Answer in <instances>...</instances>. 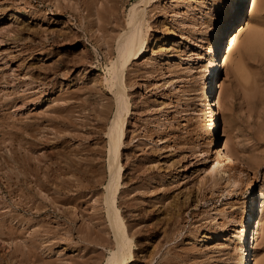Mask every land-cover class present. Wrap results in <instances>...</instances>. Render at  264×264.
Masks as SVG:
<instances>
[{
  "label": "rangeland",
  "instance_id": "374dc122",
  "mask_svg": "<svg viewBox=\"0 0 264 264\" xmlns=\"http://www.w3.org/2000/svg\"><path fill=\"white\" fill-rule=\"evenodd\" d=\"M136 1L0 0V222L15 216L17 229L13 242H0L3 257L14 243L35 251L34 264H101L107 257L98 232L111 238L104 232L101 195L108 180L106 131L114 107L104 78L115 58L117 24H125ZM228 1L158 0L148 8L150 48L125 79L132 113L121 163L124 187L134 193L123 199L128 204L120 211L133 224L142 220L133 228L140 236H134L132 264H238L237 238L228 249L223 245L233 227H220L224 219L214 213L225 207L237 219L252 189L260 197L264 39L246 46L239 37L223 69V101L213 106L223 142L238 159L229 172L248 163L253 187L241 184L211 194L201 183L202 166L194 154L208 149L209 135L204 128L209 117L197 105L204 80L195 58ZM190 5L194 11H188ZM249 13L247 7L240 19L242 32L251 26L264 37V3L259 0ZM236 63L242 66L240 78ZM144 180L148 184L142 188ZM168 203L176 206L169 220ZM204 233L208 238L197 241ZM216 241L222 244L218 249ZM258 252L261 259L262 232Z\"/></svg>",
  "mask_w": 264,
  "mask_h": 264
},
{
  "label": "bare ground",
  "instance_id": "6f19581e",
  "mask_svg": "<svg viewBox=\"0 0 264 264\" xmlns=\"http://www.w3.org/2000/svg\"><path fill=\"white\" fill-rule=\"evenodd\" d=\"M156 1L158 0H137L129 8L128 14L126 15L125 24L121 22L117 24L116 29H118L119 32L115 38V58L110 61V66L107 68L109 77L104 78V82L112 94V106L114 107V111L113 114H111L113 116H111V121L109 120L110 124L106 131L108 180L104 185L103 196L101 195L104 205L103 208L105 209L106 214V217L104 218H106L105 221H107L108 227H106V230L104 229V232L110 234L111 238H106L100 232H98L99 239L105 242L104 248L108 251V255L105 260H100L103 261L101 264H132L136 259L134 250V236H140V231H133V228L136 225H140L142 220L134 217L136 221H134L135 223L133 224L128 219H125V216H123L120 211L121 204L123 205V203H127L126 201L124 202L123 199H125L127 196L130 197V193H134L132 189L124 187V184L126 183L124 182L123 165L121 163L122 156L124 155L123 149L127 143L126 141L128 133L130 132L128 124L132 113L131 99H129V94L126 89L127 86L125 84V79L129 67L132 64H135V62H138L150 48L148 47L150 35L148 36L147 31H145L147 20L146 17L148 8H150ZM261 1L264 3V0ZM258 2L259 0H229L226 2L219 19L214 26V30L211 33L212 37L207 42L203 52L195 58L198 64H200V79L204 80L203 89L197 96V105L200 106V111L209 117L204 122V128L209 135L208 141L206 142L208 149L203 148L200 150H195L194 154L196 156L197 163L202 166L201 183H203L206 188L208 185V189H210L211 194L221 191H226V193H228L239 188L241 184L249 185L250 188L253 187V178L248 173L250 170V165L248 163L238 166L235 172H229V170H232L236 166L238 159L235 154L227 148V144L223 142V134L218 126L217 114L216 110L213 109V106L217 105L219 107L223 101V91L226 86V77L223 76V69L228 66L232 49L239 37L244 36L243 41L241 42L245 43L246 46L256 44L260 38L264 39L261 34H258V30H255V28L253 29V27L250 26L247 28V30H245V32H242L239 26L240 19L244 14V10L247 7H250L249 15L251 17ZM187 9L188 11L190 10V12L194 11L193 5L192 7L190 5ZM16 12L18 11L16 10ZM191 24L193 26L195 25L194 20H192ZM8 32H10V29ZM111 43L112 42H108V46ZM150 51L152 53L157 52L156 44L150 49ZM192 54L194 55V53ZM52 67H49L51 68V71ZM241 68L242 66L240 63H236L234 65L233 70L237 78L241 77ZM184 143L191 144L188 139H184ZM208 152L210 153V156L207 154ZM71 184L73 185V183ZM147 184L148 181L144 180L141 187L144 188L147 186ZM76 189L78 190V188ZM259 194L260 197L259 195L257 196V193H255L253 189L251 190L250 194L246 197V201L242 206L240 216L237 219L232 217V213L227 214L225 207L218 209L216 208L214 213L215 215L224 219L220 227L225 228V226L228 224L233 227L229 237L227 235L223 236V241L225 242L223 245L226 247V250L231 246L233 238H237L235 248L239 254L238 264H264V256L260 259L258 252L261 232L264 233V215L261 217L258 216V207L261 208L264 214V182L260 184ZM119 199L121 201H119ZM128 200L130 199H127V201ZM160 203L162 207L164 204H162V202ZM175 204L177 203L175 202ZM155 205L156 204H154L153 207ZM166 205L167 208H169L168 206L172 207L171 209L169 208L172 211H167L171 214H167V212L165 214V218L168 215L170 216H168L169 220V218H172L173 215L175 217L176 212L174 207L176 206L169 203ZM233 206L234 205L232 204L229 207ZM131 207H129V209ZM142 211L143 210H141V212ZM62 212L63 211L61 210V213ZM228 217L230 219L226 220ZM15 219L16 217L13 216L9 223H7L5 219L1 220V243H4L8 240L13 242L16 239L17 229L14 228L16 223H13ZM207 231L210 230L208 229ZM164 236L165 233L163 237ZM197 237V241H204V238H208L207 233ZM221 245V242L219 243V241H216L214 248L218 249ZM155 253L157 254V252ZM226 254L227 253H224V255ZM33 258H35V251H33L32 248L28 247L26 244L20 245L18 243H14V248L12 251H10V254H6L4 257L0 255V264H34L37 260H34ZM39 264L42 263L40 262ZM43 264L52 263L44 261Z\"/></svg>",
  "mask_w": 264,
  "mask_h": 264
}]
</instances>
